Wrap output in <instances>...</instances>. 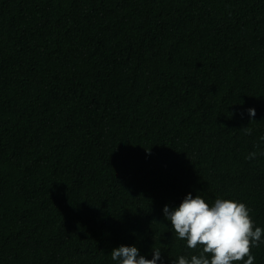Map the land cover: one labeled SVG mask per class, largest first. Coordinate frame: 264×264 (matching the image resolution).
<instances>
[{"label":"trees","instance_id":"1","mask_svg":"<svg viewBox=\"0 0 264 264\" xmlns=\"http://www.w3.org/2000/svg\"><path fill=\"white\" fill-rule=\"evenodd\" d=\"M262 135L264 0H0V264L190 258L188 193L264 229Z\"/></svg>","mask_w":264,"mask_h":264},{"label":"clouds","instance_id":"2","mask_svg":"<svg viewBox=\"0 0 264 264\" xmlns=\"http://www.w3.org/2000/svg\"><path fill=\"white\" fill-rule=\"evenodd\" d=\"M247 112L250 118L255 116L254 108ZM243 131L251 135L250 128L244 127ZM259 140L264 141V135ZM258 154L264 156V150L250 152L245 159H254ZM162 211L177 237L186 240L189 249H200L198 254L190 258L181 255L171 264H254L251 250L264 243V229L254 226L250 209L243 202L217 197L209 205L201 196L188 193L177 207L165 205ZM152 253V258L146 259L137 247L121 245L111 250V259L117 264H157L161 249L154 248Z\"/></svg>","mask_w":264,"mask_h":264}]
</instances>
